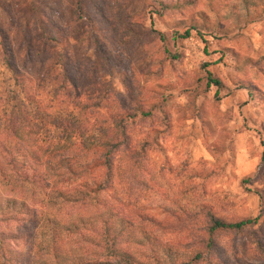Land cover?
Instances as JSON below:
<instances>
[{"label":"rangeland","instance_id":"1","mask_svg":"<svg viewBox=\"0 0 264 264\" xmlns=\"http://www.w3.org/2000/svg\"><path fill=\"white\" fill-rule=\"evenodd\" d=\"M0 31L26 84L21 90L0 58V159L68 165L34 179L29 160L16 192V175L0 165L3 197L39 209V240L59 222L92 219L102 203L181 260L206 209L228 221L259 216L242 234H217L211 264L264 263L251 243L264 244V0H0ZM45 36L56 41L53 53H38ZM58 55L80 91L105 96L96 117L86 95L75 106L40 86ZM12 115L24 125L21 139L4 130ZM45 115L76 116L86 134L68 139ZM111 117L123 118L124 144L111 157L108 188L97 191L105 153L97 139ZM76 191L91 198L85 207L65 203ZM139 230L132 234L149 245Z\"/></svg>","mask_w":264,"mask_h":264},{"label":"trees","instance_id":"2","mask_svg":"<svg viewBox=\"0 0 264 264\" xmlns=\"http://www.w3.org/2000/svg\"><path fill=\"white\" fill-rule=\"evenodd\" d=\"M187 36L188 33H185L179 38L184 39ZM44 38L43 43L38 46V53H53L54 50L51 45L56 41L52 37L45 36ZM58 57L59 60L57 61L49 60L50 63L46 65L47 67L42 73L40 86H48L53 97L62 98L72 105L78 106L80 102L78 101V95H86L85 92H89L88 87L84 85V89L80 91L71 75L66 57L61 55H58ZM0 58L5 71L15 84H18L19 88L24 90L26 85L24 77L20 69L12 64V54L8 50L7 38L2 31H0ZM207 81L220 89L221 83L213 77L209 76ZM99 85L97 84L98 87L96 88H99ZM243 89L246 90L248 98H253V89L249 86ZM86 97V100L91 104L88 106L91 112L90 115L96 117L98 109L104 106L106 98L104 95L95 92L86 95ZM85 109L86 106H83L82 111L84 112ZM83 112L82 115H84ZM140 114L146 118L150 115L149 113ZM43 118L48 121L49 126L60 129L68 139L75 136L83 137L86 134L84 126L79 121L77 122L76 116L58 119L45 115ZM16 120L15 116H10L6 121L4 130L8 136L21 139L24 125L22 123L17 124ZM40 120L42 119L40 118ZM108 122L112 124V128H109V126L106 128L101 127L97 139L105 152L101 162L97 165L103 170L102 181L97 185V191L108 188L111 157L124 144L123 118L113 119L111 117ZM39 125L44 127L46 124L41 121ZM23 160L24 162L19 164L16 159H0V165H7L11 172L16 175L13 176L15 179L12 183L13 192L26 184L28 177L18 170L26 167L29 160L34 162L35 167L32 170L30 169L34 173V179L45 180L55 174L56 170L60 171L68 166L65 165L63 159H59L56 163L51 162L50 159H46L43 163H39L40 159ZM134 162H137L136 159H134ZM261 163L264 164V153L262 154ZM79 168H83V165H80ZM68 172L74 174L73 169L68 168ZM4 182L5 177H1L0 264H211L209 254L217 249L215 241L217 234L239 235L252 229L259 220V216H257L254 219L245 218L238 221H228L215 216L209 210L202 209L203 227L199 230L201 235L185 245L188 251L184 253V258L173 260L169 257L171 255L170 245H164L156 239L148 238V235H145L143 231L135 229L131 222L123 219L108 205L102 203L100 205L103 210L99 211H97L99 209L97 204L92 205V207L97 208V212L92 215V219L86 221L83 217H79L69 224L59 222L48 233L43 234L41 240H39L38 236L36 237V234H34L38 228L39 209L34 205L30 206L25 201L17 200L15 197H3L2 193L6 192L5 188L8 185ZM68 194L70 198L68 197L69 199L65 203H70L72 206L85 207L91 200L86 194L79 191L74 192L73 196L70 193ZM11 226L20 228L22 232L15 231ZM136 230L140 231L142 239L149 245L137 241L135 235L132 234ZM73 238L78 239L73 241ZM82 242L88 245L85 247ZM251 243L254 246L252 252L256 259L264 262V244L258 239H253ZM188 254L190 255L186 257Z\"/></svg>","mask_w":264,"mask_h":264}]
</instances>
